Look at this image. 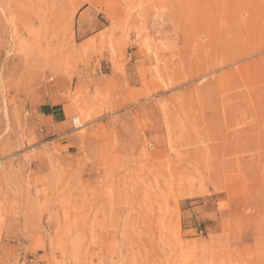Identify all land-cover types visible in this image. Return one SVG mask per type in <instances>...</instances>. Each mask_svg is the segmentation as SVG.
Returning <instances> with one entry per match:
<instances>
[{
	"label": "rangeland",
	"instance_id": "1",
	"mask_svg": "<svg viewBox=\"0 0 264 264\" xmlns=\"http://www.w3.org/2000/svg\"><path fill=\"white\" fill-rule=\"evenodd\" d=\"M0 264H264V0H0Z\"/></svg>",
	"mask_w": 264,
	"mask_h": 264
},
{
	"label": "crops",
	"instance_id": "2",
	"mask_svg": "<svg viewBox=\"0 0 264 264\" xmlns=\"http://www.w3.org/2000/svg\"><path fill=\"white\" fill-rule=\"evenodd\" d=\"M60 104H62V103H56V104H54V106H60ZM59 109L60 108L57 107L56 109L53 110L52 115H53L54 118L55 117L61 118L62 114L66 115L65 110L61 111ZM60 121H63V120H60Z\"/></svg>",
	"mask_w": 264,
	"mask_h": 264
},
{
	"label": "bare ground",
	"instance_id": "3",
	"mask_svg": "<svg viewBox=\"0 0 264 264\" xmlns=\"http://www.w3.org/2000/svg\"><path fill=\"white\" fill-rule=\"evenodd\" d=\"M220 1V0H219ZM245 2V1H244ZM243 2V3H244ZM246 4V3H245ZM262 64V63H261ZM243 68V67H242ZM241 71V70H240ZM244 72H245V70H244ZM248 73V72H247ZM249 74V73H248ZM231 75V74H230ZM229 78V77H228ZM244 78H246V77H244ZM246 80V79H245ZM223 81V80H222ZM250 80H248V82H249ZM247 82V81H246ZM227 83V82H226ZM81 118H82V115L80 114L79 116H76L75 117V120L76 121H80L81 122ZM81 125H83V123H81ZM80 126V125H79Z\"/></svg>",
	"mask_w": 264,
	"mask_h": 264
}]
</instances>
